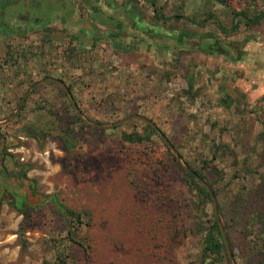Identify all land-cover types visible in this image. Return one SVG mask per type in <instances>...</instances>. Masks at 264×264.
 <instances>
[{
	"label": "rangeland",
	"instance_id": "rangeland-1",
	"mask_svg": "<svg viewBox=\"0 0 264 264\" xmlns=\"http://www.w3.org/2000/svg\"><path fill=\"white\" fill-rule=\"evenodd\" d=\"M186 6L183 18L168 10L159 20L177 28L195 24L194 32L209 40L200 46L206 49L219 40L233 56L212 55L187 44L172 60L154 65L153 59L143 62L135 56L107 60L99 50L91 63H82L79 84L74 78L65 80L79 90L72 95L86 119L102 125L127 121L103 132L77 124V141L68 151L57 139L63 132L54 116L75 117L77 111L60 90L43 86L30 92L29 85L43 77L36 66L18 64L14 80L26 92L0 95V264H44L55 257L54 241L64 233L54 200L93 213V226L83 233L87 249L62 243L76 264L213 263L201 261L202 237L191 215L193 196L182 182L184 174L160 135L144 132L145 123L134 117L156 124L188 161L211 157L206 143L228 145L217 163L227 174L226 183L238 178L216 198L226 213L235 204L234 195L259 191L264 177V22L247 27L233 12L254 15L264 11V0H188ZM145 16L151 18L152 12ZM201 22L207 25L203 32ZM165 31L179 39L190 36L180 29L155 30L161 36ZM9 97L15 98L14 107H5ZM228 97L233 100L229 108L224 104ZM135 131L145 142L123 141V133ZM11 202L36 210L26 233L27 251L17 235L23 217ZM218 219L223 225L219 210ZM238 261L247 264L240 256Z\"/></svg>",
	"mask_w": 264,
	"mask_h": 264
},
{
	"label": "flooded vegetation",
	"instance_id": "flooded-vegetation-1",
	"mask_svg": "<svg viewBox=\"0 0 264 264\" xmlns=\"http://www.w3.org/2000/svg\"><path fill=\"white\" fill-rule=\"evenodd\" d=\"M187 3L188 0L184 5L177 0H0V95L26 92L27 87L22 83L17 87L14 80L18 64L27 69L36 66V73L43 77L29 85L30 92L34 86H45L52 92L66 93L67 88L74 94L79 90L65 78H74L79 84L82 63H91L99 50L107 60L123 61L135 56L143 62L153 59L154 65L161 59L172 60L175 51L187 44L202 51V41L208 44L209 40L194 32L195 24L177 28L170 21L159 20L160 13L168 10L175 18L186 13ZM150 11L152 17L148 18L145 13ZM200 26L201 32L207 28L203 22ZM160 27L180 29L190 36L179 42L178 36L166 31L164 36L157 34L155 30ZM209 49L212 55L233 56L219 40ZM242 58L240 54L237 60ZM3 102L8 108L16 105L14 97ZM69 104L73 106L71 101Z\"/></svg>",
	"mask_w": 264,
	"mask_h": 264
},
{
	"label": "trees",
	"instance_id": "trees-1",
	"mask_svg": "<svg viewBox=\"0 0 264 264\" xmlns=\"http://www.w3.org/2000/svg\"><path fill=\"white\" fill-rule=\"evenodd\" d=\"M233 15L236 19L242 17L246 21L247 27L259 26L264 22V11L256 12L254 15H251V13L247 11L239 13L233 12ZM162 18L165 19L163 15ZM178 18H183V16L180 15ZM209 20H211V18H209ZM201 38H203V36ZM179 42H182V39H180ZM202 49L206 52H211L209 45H207L206 49L203 47ZM188 89L190 91L194 89L193 79H190ZM186 94L188 95L190 93ZM63 96L67 98V94L64 92ZM190 98L194 100L195 96L191 95ZM228 100L227 102L224 101L227 108L230 107L233 101L231 97H228ZM70 106L72 105L70 104ZM25 107L26 106L22 107L21 112H24ZM20 116L21 114L17 115V118H20ZM54 117L60 122L63 132V136L57 139L62 143L66 151H68L69 148L73 146L72 143L77 141L74 126L81 124L82 130L84 128H89V126L83 123L78 113H75V117H66V113L60 114L57 112ZM94 129L102 132L106 131L104 129ZM147 130L151 134L157 135V132L152 127L145 124L144 132H147ZM122 138L124 142L130 144L143 143L146 140L144 136L136 131L131 134L123 133ZM206 144L209 146V150H211V157L203 155L199 159L188 161L185 159L184 155L179 152L186 164L194 172L193 174L187 172L172 155L166 145L164 146L173 157L180 172L184 174L182 182L187 186L189 192L193 196L191 201V215L195 222L196 231H198L202 237V263L210 259L213 262L211 264H230L220 229V221L216 217L213 201L206 186H209L215 197L218 198L225 188L232 187L238 177L234 175L231 181L226 183L227 174L219 168L217 163L222 155L228 152V145H224L223 143L216 145L215 141ZM211 145H213L214 148ZM176 148L178 149V147ZM27 172L28 169L24 171V180H27ZM33 183L35 184L36 181L33 180ZM254 194H257V196H260L262 199L254 197ZM234 196L236 200L235 204L231 207L227 206L230 207L227 213L225 212L226 209L220 203L218 205L220 220L223 222L227 232L234 262L235 264H239L238 257L240 256L243 260L247 261V264H264V177L259 191L254 190L248 193L240 192L238 195ZM54 203L56 204V212L63 220L64 238L54 241L57 243L55 245V257L50 261H45L44 264H76L75 259L62 249L64 248L62 243L67 242L71 246H79L83 249H87L88 247L86 246L83 233L87 228L93 226V213L90 210L75 211L57 200H54ZM3 205V200H0V216ZM10 205L23 217L19 224L17 235L22 244V250L27 251L29 243L26 239V233L33 221V214L36 210L28 204L23 208L17 207L14 202H11ZM237 233H239V236H236Z\"/></svg>",
	"mask_w": 264,
	"mask_h": 264
},
{
	"label": "water",
	"instance_id": "water-1",
	"mask_svg": "<svg viewBox=\"0 0 264 264\" xmlns=\"http://www.w3.org/2000/svg\"><path fill=\"white\" fill-rule=\"evenodd\" d=\"M34 87H32V89H34ZM31 89V90H32ZM66 94L69 98V100L72 102L73 104V107L75 108V110L77 111V113L80 115L81 119L83 120V122L89 126H92V127H96V128H100V129H108V128H114V127H117L119 125H122L123 123H125L127 120H122V121H119L117 123H114L112 125H102V124H99V123H94L88 119H86L82 112L80 111L78 105L75 103L74 101V98H73V95L72 93L70 92L69 89L66 88ZM29 95V92L25 95V97L23 98V101L22 103L20 104L18 110L20 109V107L22 106L24 100L27 98V96ZM17 110V111H18ZM134 118H137V119H140L141 121L147 123L149 126H151L161 137V139L164 141L165 145L168 147V149L173 153L174 157L176 158V160L184 167V169L193 174L194 172L184 163L181 155L178 153V151L175 149V147L172 145V143L169 141V139L161 132V130L157 127L156 124H154L153 122L143 118V117H140V116H136ZM207 189H208V192L210 193L211 195V198H212V201H213V205H214V209H215V214H216V217L218 218V202H217V199L215 197V195L213 194V191L212 189L209 187V186H206ZM31 194V193H30ZM29 203L32 204V202L29 200ZM220 229H221V233H222V236H223V239H224V243H225V247H226V250H227V253H228V258H229V262L230 264H235L234 262V258H233V255H232V252H231V248H230V244H229V240L227 238V235H226V232H225V229H224V226L222 225V223H220Z\"/></svg>",
	"mask_w": 264,
	"mask_h": 264
}]
</instances>
